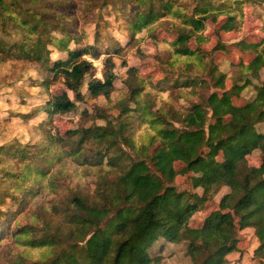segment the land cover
Segmentation results:
<instances>
[{"label":"trees","instance_id":"obj_1","mask_svg":"<svg viewBox=\"0 0 264 264\" xmlns=\"http://www.w3.org/2000/svg\"><path fill=\"white\" fill-rule=\"evenodd\" d=\"M245 5L264 8V0H80L87 20H94L89 12L98 11L92 13L99 18L111 8L125 21L128 43L146 28L149 54L152 48L160 51L153 30L164 25L171 36L161 41L168 52L167 65L186 73L208 59L213 88L204 94L202 79L186 75L179 81L182 75L167 74L174 91L155 108L156 84L137 67H128L118 113L84 109L82 120L103 123L81 122L63 136L53 119L76 107L67 91L82 100L81 87L89 76V96L112 102L113 55L123 47L83 44L67 35L65 23L57 20L61 17L44 10L43 0H0V62L31 64L46 95L33 111L21 114L26 119L45 115L35 128L40 137L0 145V187L14 186L4 192L14 207H0V243L10 233L21 246L39 251L31 264H166L165 255L150 249L163 238L166 244L183 246L191 264H243L238 230L252 228L257 246L251 258L264 261V131L259 129L264 124V23L258 41L236 43L240 55L251 56L231 62L227 72L219 71L214 54L202 48L208 41V23L221 21L220 30L240 31ZM94 37L98 41V30ZM53 49L66 56L53 60ZM85 55L103 57L102 78L94 77L95 66ZM230 78L232 86L226 89ZM56 83L65 89L51 92ZM248 86L254 93L242 102ZM183 94L190 96L186 106L177 104ZM135 122L137 130L127 134ZM255 152L263 156L258 165H250L247 156ZM65 159L87 170L91 190L81 183L79 189L57 195ZM175 161L184 163L179 171ZM179 172L196 173L191 180L202 193L175 191L172 183ZM27 183L35 184L36 190L22 192ZM224 187L219 209L201 226H190L193 213ZM43 193L54 195L45 201ZM16 215L23 217L17 221ZM29 253L22 252L16 263L23 264Z\"/></svg>","mask_w":264,"mask_h":264},{"label":"rangeland","instance_id":"obj_2","mask_svg":"<svg viewBox=\"0 0 264 264\" xmlns=\"http://www.w3.org/2000/svg\"><path fill=\"white\" fill-rule=\"evenodd\" d=\"M79 1L80 0H43V9L47 12L58 14L61 19L57 20L62 22L63 25L65 23V33L67 35H74V39L77 37L83 44H92L96 42L101 46L107 44L110 47H114L119 43L123 47L119 54L113 55L116 79L114 80V90L111 93V99L112 102L116 103H108L103 96L96 98L90 97L87 90V82L90 78L88 76L81 87V92L84 94L83 99L76 100L75 94L72 91H67L69 97L75 100L76 107L70 112L54 116V128L56 127L61 135L64 136L69 129L76 128L81 122H83V125L103 123V121L99 119L90 118L88 120H82L84 109H88V111L94 113L97 107L103 108L110 116H115L118 113L120 105L122 104V100L119 97L126 92L124 79L127 76L126 70L128 67H137L140 75H149L151 82L156 84L155 87H152L155 96V108H158L163 100L174 91L169 89V87L172 86L173 81L172 78H167L169 76H166L167 74L173 76L182 75V78H178L179 81L183 80V77L186 75H192L193 77H196L197 80L202 79L204 82L202 85L204 86L201 92L204 94L211 92L213 87L212 81L207 72L209 67L208 59L204 60V65L195 67L186 73L182 71V69H174L167 65L166 60L168 52L162 47L161 41L165 38L164 41L167 42L166 39H170L171 36L168 35L164 25L160 24L153 30L158 38L157 42L160 43V45L158 44V50L160 49V51L157 53V49L152 48L153 51L149 54L146 52V50H149L146 45L149 31L146 28L141 32L136 33L135 37L138 39L128 43L130 32L126 28L125 21L122 22L120 20L121 18H116L111 8L102 11L101 17L99 18L97 13H92L98 11H91L89 14L90 17H94V20H87L86 12L83 8L78 6ZM241 22L242 27L238 32H225L220 30L221 21L207 24L205 35L208 37V41L202 44V48L214 54L215 62L217 63L219 71L227 72L229 71L231 62H237L240 59L247 60L251 56V54L248 53L240 55L236 43L241 40L256 42L262 37L263 32L261 26L262 23H264V8L262 6H255L254 9L251 5H245L244 17ZM96 30L99 32L98 41H96L94 37ZM50 47L52 48V46ZM70 47H74L73 42H70ZM50 56L53 60L64 58L66 52L53 49ZM85 57L91 60L95 66L94 77L102 78L103 57L101 56L98 59L91 58L89 55H85ZM41 80L42 79L37 70L31 67V64L29 63L23 64L20 61L0 62V145L9 141L25 142L29 139L35 141L40 137V134L37 132L38 130H35V128L40 127L38 126L39 122L42 121L45 115L41 114L38 117L26 119V117L21 114L30 113L37 105L43 103L46 95L43 92V86L39 84ZM232 82L233 79H227L225 82V88L230 89ZM64 89V86L60 83H56L50 87V90L53 93H59ZM253 93L251 87H246L242 91L240 100L243 102L250 99ZM193 99H195V97L191 96V100ZM240 100H238V103H241ZM189 103L190 96L188 98L187 95L184 94L178 96V105L186 106ZM133 126L134 128H132V130L131 128L127 130V134L129 131L135 132V130H137L138 122H135ZM54 128H52L51 131H55ZM259 129L264 131V124H260ZM122 147L128 149L125 144H123ZM262 156L263 155L256 152L252 155H248V163L250 165H258ZM183 166L184 163L181 161L174 162V167L178 171ZM64 169L65 175L61 178L63 185L59 187L57 195L63 196L69 189L77 190L79 189L78 185L81 183L84 189H92V176L85 175L87 174V170L84 168H78L76 164L69 159L64 160ZM193 174L196 175L194 172H179L172 183L175 187V191H190L201 194L202 188L193 186L191 180ZM13 187L12 184L7 187H0V195H2L0 198L1 209L6 208L7 206L14 207V202L10 203L8 195L4 194L8 188L12 191ZM36 187L35 184L27 183L23 187L22 192L31 189L36 190ZM226 191V187L222 188L214 198L208 200L201 206V209L195 211L189 219V225L192 227L201 226L206 216L214 210L219 209L218 202ZM19 193L20 192H16V194L20 196ZM53 195L54 194L43 193L42 197L45 198V201H49ZM4 202L6 205L1 206ZM3 217L4 216H0V221L4 219ZM22 217L23 216L16 215L15 219L18 221L22 219ZM238 237L239 247L245 250L242 258L243 264H264V261L251 258L253 257V250L257 246L252 228L238 230ZM160 244H162L161 249L159 247ZM150 249L152 254L161 252L165 255L166 264H191L183 252V246L166 244L163 238L155 240ZM26 251H30V253L29 255L25 254V260H22L23 264H31L32 257L36 256L39 251L26 249L18 244L13 237H10V233H8L2 238L0 243V264H17V259L19 257L23 258L21 253H26Z\"/></svg>","mask_w":264,"mask_h":264},{"label":"crops","instance_id":"obj_3","mask_svg":"<svg viewBox=\"0 0 264 264\" xmlns=\"http://www.w3.org/2000/svg\"><path fill=\"white\" fill-rule=\"evenodd\" d=\"M234 256H235V255H231L230 258L232 259V258H234Z\"/></svg>","mask_w":264,"mask_h":264}]
</instances>
